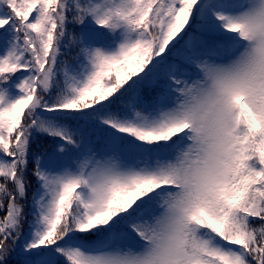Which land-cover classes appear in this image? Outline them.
<instances>
[{"label":"snow or ice","instance_id":"1","mask_svg":"<svg viewBox=\"0 0 264 264\" xmlns=\"http://www.w3.org/2000/svg\"><path fill=\"white\" fill-rule=\"evenodd\" d=\"M0 264H264V0H0Z\"/></svg>","mask_w":264,"mask_h":264}]
</instances>
